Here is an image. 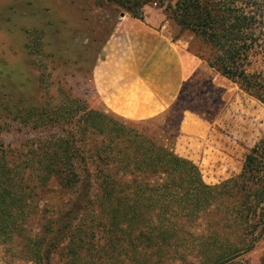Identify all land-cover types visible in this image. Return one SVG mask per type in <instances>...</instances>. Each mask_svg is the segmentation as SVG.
Instances as JSON below:
<instances>
[{"label":"trees","instance_id":"obj_1","mask_svg":"<svg viewBox=\"0 0 264 264\" xmlns=\"http://www.w3.org/2000/svg\"><path fill=\"white\" fill-rule=\"evenodd\" d=\"M107 1L143 19L151 0ZM171 15L211 46L210 67L264 102V78L252 70L264 56V0H175ZM85 113L66 136L22 151L25 160L10 162L0 148V243L20 242L34 264H52L64 242L65 264H248L264 238V137L239 174L209 184L199 170L215 177L233 160L213 127L190 123L169 149L101 111ZM89 131L109 142L85 150L79 136ZM95 150L93 170L86 153ZM37 158L39 182L56 175L71 197L33 232L39 205L27 173Z\"/></svg>","mask_w":264,"mask_h":264},{"label":"rangeland","instance_id":"obj_2","mask_svg":"<svg viewBox=\"0 0 264 264\" xmlns=\"http://www.w3.org/2000/svg\"><path fill=\"white\" fill-rule=\"evenodd\" d=\"M174 6L175 0H151L139 19L107 0H0V148L9 161L25 160L22 151L34 149L38 139L66 136L93 109L169 149L190 123L213 127L233 160L215 177L198 170L209 184L239 174L245 155L264 137V102L210 67L211 46L194 31L182 28L171 15ZM136 20L179 46L188 71L185 88L171 112L139 120L114 114L100 100L94 83V70L108 40ZM252 70L264 78L263 55L253 59ZM107 137L89 131L87 137L79 136V144L92 150L96 144L108 143ZM95 154L98 151L86 153L93 170L101 163ZM39 160L29 161L34 170L27 173L39 205L32 216L33 232L56 216L71 197L69 190L60 188L56 175L46 185L39 182ZM22 252L20 242L0 243V264H34L32 255ZM66 252L64 242L52 264H65ZM245 259L248 264H264V238Z\"/></svg>","mask_w":264,"mask_h":264},{"label":"crops","instance_id":"obj_3","mask_svg":"<svg viewBox=\"0 0 264 264\" xmlns=\"http://www.w3.org/2000/svg\"><path fill=\"white\" fill-rule=\"evenodd\" d=\"M187 72L179 46L136 20L108 40L94 83L100 100L114 114L148 119L171 112L185 88Z\"/></svg>","mask_w":264,"mask_h":264}]
</instances>
